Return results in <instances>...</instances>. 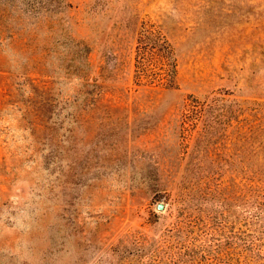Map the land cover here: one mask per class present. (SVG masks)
<instances>
[{
  "label": "rangeland",
  "instance_id": "rangeland-1",
  "mask_svg": "<svg viewBox=\"0 0 264 264\" xmlns=\"http://www.w3.org/2000/svg\"><path fill=\"white\" fill-rule=\"evenodd\" d=\"M0 264H264V0H0Z\"/></svg>",
  "mask_w": 264,
  "mask_h": 264
},
{
  "label": "water",
  "instance_id": "water-1",
  "mask_svg": "<svg viewBox=\"0 0 264 264\" xmlns=\"http://www.w3.org/2000/svg\"><path fill=\"white\" fill-rule=\"evenodd\" d=\"M159 209H163V205H159Z\"/></svg>",
  "mask_w": 264,
  "mask_h": 264
},
{
  "label": "trees",
  "instance_id": "trees-1",
  "mask_svg": "<svg viewBox=\"0 0 264 264\" xmlns=\"http://www.w3.org/2000/svg\"><path fill=\"white\" fill-rule=\"evenodd\" d=\"M214 100V99H213ZM212 101V100H211Z\"/></svg>",
  "mask_w": 264,
  "mask_h": 264
}]
</instances>
